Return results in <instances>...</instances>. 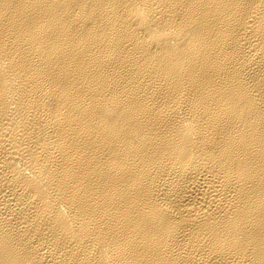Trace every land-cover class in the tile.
Listing matches in <instances>:
<instances>
[{
	"label": "bare ground",
	"instance_id": "bare-ground-1",
	"mask_svg": "<svg viewBox=\"0 0 264 264\" xmlns=\"http://www.w3.org/2000/svg\"><path fill=\"white\" fill-rule=\"evenodd\" d=\"M0 264H264V0H0Z\"/></svg>",
	"mask_w": 264,
	"mask_h": 264
}]
</instances>
